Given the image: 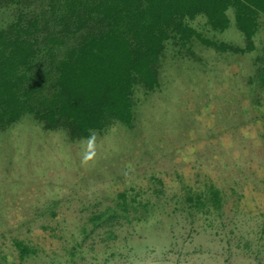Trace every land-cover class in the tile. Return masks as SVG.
Returning <instances> with one entry per match:
<instances>
[{"label":"rangeland","instance_id":"obj_1","mask_svg":"<svg viewBox=\"0 0 264 264\" xmlns=\"http://www.w3.org/2000/svg\"><path fill=\"white\" fill-rule=\"evenodd\" d=\"M228 14L224 31L189 24L244 47ZM254 43L169 44L160 87L135 90L134 128L94 135L87 166V140L29 117L0 132V264H264V19Z\"/></svg>","mask_w":264,"mask_h":264},{"label":"trees","instance_id":"obj_2","mask_svg":"<svg viewBox=\"0 0 264 264\" xmlns=\"http://www.w3.org/2000/svg\"><path fill=\"white\" fill-rule=\"evenodd\" d=\"M230 9L244 47L208 39L189 24L204 15L224 31ZM261 19L264 0H0V132L26 117L70 143L116 123L133 129L135 90L160 87L169 44L197 40L244 55L256 48ZM253 81L264 91V66ZM211 192L219 203L218 190ZM15 246L21 259L31 253L22 242Z\"/></svg>","mask_w":264,"mask_h":264},{"label":"clouds","instance_id":"obj_3","mask_svg":"<svg viewBox=\"0 0 264 264\" xmlns=\"http://www.w3.org/2000/svg\"><path fill=\"white\" fill-rule=\"evenodd\" d=\"M86 143H87V147L82 152V156H81V164L83 166H87L90 162H92L94 160L95 155H96L95 136L90 135L87 138Z\"/></svg>","mask_w":264,"mask_h":264}]
</instances>
